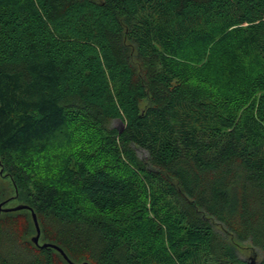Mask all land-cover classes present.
I'll return each mask as SVG.
<instances>
[{
    "label": "trees",
    "instance_id": "obj_1",
    "mask_svg": "<svg viewBox=\"0 0 264 264\" xmlns=\"http://www.w3.org/2000/svg\"><path fill=\"white\" fill-rule=\"evenodd\" d=\"M0 204V264H69L16 204L74 264H264V0H0Z\"/></svg>",
    "mask_w": 264,
    "mask_h": 264
},
{
    "label": "water",
    "instance_id": "obj_2",
    "mask_svg": "<svg viewBox=\"0 0 264 264\" xmlns=\"http://www.w3.org/2000/svg\"><path fill=\"white\" fill-rule=\"evenodd\" d=\"M1 205L2 204H0V208H1ZM25 209L29 210L31 212L32 221H33V224H34V227H35V231H36L35 236L32 238L33 244H35L36 246H38L40 248H44V247L53 248V249L57 250L69 264H74V263L69 261V259L64 254V252L60 248H58L57 246L51 245V244H42V245L38 244L39 236H40V228H39V225H38V222H37L36 215L34 214L32 209H30L26 205H21L20 204V205H17L15 207H12V208H9V209H4V211H20V210H25ZM81 264H88V263L84 262V263H81Z\"/></svg>",
    "mask_w": 264,
    "mask_h": 264
},
{
    "label": "rangeland",
    "instance_id": "obj_3",
    "mask_svg": "<svg viewBox=\"0 0 264 264\" xmlns=\"http://www.w3.org/2000/svg\"><path fill=\"white\" fill-rule=\"evenodd\" d=\"M115 126L120 127V125H118V124H115ZM136 152H137V154H138V156L140 158L143 159V158L146 157V153L144 151H142L140 149H136ZM18 205H20V204H18ZM15 206H17V204L14 205L13 207H15ZM2 208L3 207L1 205V208L0 209H2ZM34 236H35V234L32 237H34ZM38 244H39V241H38ZM39 245H42V244H39ZM250 246L251 245H249L248 243L241 244L240 245V256L243 257L244 259H247V260H251L253 258L254 259H257L258 258V254H259L258 250H256V249H250Z\"/></svg>",
    "mask_w": 264,
    "mask_h": 264
}]
</instances>
